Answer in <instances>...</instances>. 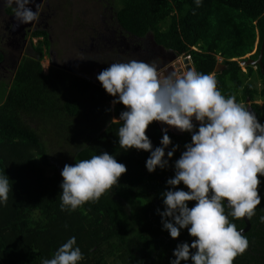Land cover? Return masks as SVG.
<instances>
[{"label": "trees", "instance_id": "trees-1", "mask_svg": "<svg viewBox=\"0 0 264 264\" xmlns=\"http://www.w3.org/2000/svg\"><path fill=\"white\" fill-rule=\"evenodd\" d=\"M115 4L122 29L136 37L151 33L166 51L190 56L197 72L214 73L222 58L223 69L214 73L217 89L225 97L234 95L237 102L250 98L252 111L264 124V75L258 65H247L243 71L238 63L255 46L248 57L256 59L260 54L264 0H201L199 6L195 0H116ZM33 38H39L37 43H32ZM29 41L33 54L20 58L0 99V174L5 173L12 185L7 202L0 204V264H41L72 236L83 254L79 264H169L177 244H190L195 238L187 229L171 238L162 230L156 210H164L160 194L167 190L166 180L174 175L172 165L191 135L168 131L179 148L168 168L149 173L145 168L149 152L124 150L118 143V129L123 125L118 118L125 107L110 106L114 97L100 83L61 68L45 73L41 60L50 47L46 30L35 27ZM3 59L0 49V64ZM254 81H260L259 88ZM257 98L262 105L254 102ZM146 135L153 148L160 146L162 131L156 121ZM46 138L64 150L60 154L69 165L106 151L127 171L98 200L74 211L62 210V169L47 173L53 164ZM258 179L261 203L244 233L249 247L233 264H264V222L260 221L264 176L258 174ZM177 187L187 191L183 184ZM225 211H231L226 203ZM229 221L238 230L245 226L243 218L229 216Z\"/></svg>", "mask_w": 264, "mask_h": 264}, {"label": "clouds", "instance_id": "clouds-1", "mask_svg": "<svg viewBox=\"0 0 264 264\" xmlns=\"http://www.w3.org/2000/svg\"><path fill=\"white\" fill-rule=\"evenodd\" d=\"M195 3L199 6L201 0ZM3 6L12 9L13 30L39 20L35 0H3ZM96 79L114 97L112 105L119 103L126 109L118 118L123 121L117 133L120 147L149 152L145 161L149 173L168 168L179 148L172 144L168 128L161 129L160 146L153 148L146 135L153 121L191 135L172 165L174 175L166 180L167 190L160 194L164 210H156L162 230L171 238L179 237L184 229L195 238L190 244H177L169 264L189 260L191 264H233L248 249L249 241L229 216L251 220L261 203L258 174L264 176V124L251 106L247 109L234 95L225 97L217 89L214 73L194 68L165 75L156 64L130 60L109 64ZM126 171V165L106 151L65 164L59 185L62 210L74 211L98 200ZM180 184L187 191L178 188ZM10 191L8 176L0 174V204L7 202ZM190 201L195 202L191 208ZM225 201L231 209L228 213ZM260 221L264 222V216ZM82 259L72 236L41 264H79Z\"/></svg>", "mask_w": 264, "mask_h": 264}, {"label": "rangeland", "instance_id": "rangeland-1", "mask_svg": "<svg viewBox=\"0 0 264 264\" xmlns=\"http://www.w3.org/2000/svg\"><path fill=\"white\" fill-rule=\"evenodd\" d=\"M115 1L44 0L39 10V20L34 24V27L46 30L50 38V47L41 60L43 71L48 73L52 67L61 68L71 75L100 83L96 76L109 67V64L130 60L145 61L148 60L143 57L145 54L150 57L149 62H145L152 64L151 58L155 57L153 55L160 47L154 44L151 33L139 39L121 28L116 20ZM3 30L4 23L0 16V39ZM38 40L39 38H33L32 43H37ZM5 42L3 45L0 43V48L4 49L8 58L15 56L16 61L10 67L7 60L0 64V99L11 82L20 56L33 54L30 41L23 55L19 48L4 45ZM164 51L172 55V52ZM181 64V73L177 74V71V75L187 71L186 66L182 62ZM240 66L244 71L245 66ZM254 83L259 88L257 81ZM256 103L263 104L260 98L256 99ZM109 104L112 106L111 102ZM112 120L117 118L113 116ZM46 139V145L51 149L49 159L53 164L47 167V173L51 174L55 168L61 170L68 163V158L60 154L64 151L62 148Z\"/></svg>", "mask_w": 264, "mask_h": 264}, {"label": "flooded vegetation", "instance_id": "flooded-vegetation-1", "mask_svg": "<svg viewBox=\"0 0 264 264\" xmlns=\"http://www.w3.org/2000/svg\"><path fill=\"white\" fill-rule=\"evenodd\" d=\"M0 16H1V19L4 23V30H3L2 35H1L0 43L3 45V43L6 41L4 45L11 46L12 48H19L20 53H22V55H23L24 49L26 48L27 43L30 40V37H29L30 33L34 28L30 31H27L25 36H22L20 33L14 32L13 30H11L10 18H11V16H13V12H12V9L10 7L3 6V0H0ZM137 38L143 39L145 37H137ZM1 50L4 54L3 62H5L7 60L8 61L7 65L9 67L14 66V63L16 61V59H14V58H16V57L10 56L8 58L4 49H1ZM153 56H155V57L151 58V59H153L152 64H156L158 66V71L160 72L163 70L167 74L170 73V70H168L170 65L172 64L170 61H168L169 58L171 57L170 53H167L164 50L158 48V50H156V53ZM143 57H147L148 60L147 59L146 60H147V62H149L150 57L147 56V54L143 55ZM254 68H257V65L254 66ZM243 69H244V71L247 70L246 67H244ZM177 71H178V69H175V74ZM177 74H178V72H177ZM257 83L259 84V87H260V85H261L260 81H257ZM254 102H256V100H254ZM262 102H263V100H262ZM239 103L246 105L247 109H250V104H251L250 98H247L246 101L240 100Z\"/></svg>", "mask_w": 264, "mask_h": 264}, {"label": "water", "instance_id": "water-1", "mask_svg": "<svg viewBox=\"0 0 264 264\" xmlns=\"http://www.w3.org/2000/svg\"><path fill=\"white\" fill-rule=\"evenodd\" d=\"M44 0H35L36 3L39 4V8L37 9L38 12L40 10V7L42 5ZM35 7H33V11H35ZM14 23V18L13 16H11L10 18V24L12 25ZM34 24L35 22H31L29 24H23V25H20L18 28H16L15 30H13L11 28V30H13L14 32H18L20 33L22 36H25V34L27 33V31H30L34 28ZM153 38V36H152ZM154 41V39H153ZM154 44L157 45L158 47H160L161 49H164L162 46L158 45L155 41H154ZM263 49H264V44L262 45L261 47V50H260V54L259 56L256 58V59H252L250 57H246V58H242L238 61V63L242 66H247V65H258L260 70H261V73L264 75V65L262 63V56H263ZM21 58V56H20ZM20 58L18 60V63L20 61ZM172 64L170 65L169 69L171 73H175V69H178V73L180 72L181 73V69H180V66L182 65L181 62L186 66V69L189 70V69H192L194 68L193 64H192V61H191V58L190 56H177L176 54L172 53L171 57L169 58V60ZM224 65L219 62L215 69H214V73L215 72H218L219 70L223 69ZM195 69V68H194ZM160 73H163L165 75H167V73L165 71H160ZM251 111V110H250ZM159 127L162 129V128H168V131H171L175 134H180L182 132H180L179 130L175 129V128H172V127H168L167 125L163 124L162 122H157ZM194 123H196L194 121ZM198 123V122H197ZM225 203L227 204V201H225ZM244 221H245V226L241 229H243V234L249 230L251 224H250V220H247V218H243Z\"/></svg>", "mask_w": 264, "mask_h": 264}, {"label": "crops", "instance_id": "crops-1", "mask_svg": "<svg viewBox=\"0 0 264 264\" xmlns=\"http://www.w3.org/2000/svg\"><path fill=\"white\" fill-rule=\"evenodd\" d=\"M255 49H256V46H255L254 50H255ZM254 50H253V51H254ZM253 51H252L250 54L254 53ZM245 57H248V55H246ZM245 57H243V58H245ZM219 60H220V62H221L222 58H219ZM252 66H256V65H252ZM245 67H246V66H245Z\"/></svg>", "mask_w": 264, "mask_h": 264}, {"label": "bare ground", "instance_id": "bare-ground-1", "mask_svg": "<svg viewBox=\"0 0 264 264\" xmlns=\"http://www.w3.org/2000/svg\"><path fill=\"white\" fill-rule=\"evenodd\" d=\"M169 127V126H168Z\"/></svg>", "mask_w": 264, "mask_h": 264}]
</instances>
